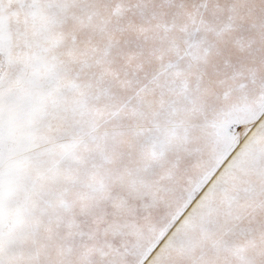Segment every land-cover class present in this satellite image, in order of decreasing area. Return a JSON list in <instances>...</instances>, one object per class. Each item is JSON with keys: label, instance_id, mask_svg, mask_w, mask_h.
Returning <instances> with one entry per match:
<instances>
[{"label": "snow or ice", "instance_id": "obj_1", "mask_svg": "<svg viewBox=\"0 0 264 264\" xmlns=\"http://www.w3.org/2000/svg\"><path fill=\"white\" fill-rule=\"evenodd\" d=\"M0 264H264V0H0Z\"/></svg>", "mask_w": 264, "mask_h": 264}]
</instances>
